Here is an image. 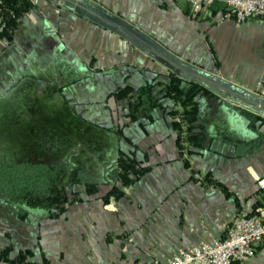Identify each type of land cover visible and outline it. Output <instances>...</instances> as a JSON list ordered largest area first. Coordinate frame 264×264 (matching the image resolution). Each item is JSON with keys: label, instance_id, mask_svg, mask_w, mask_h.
Instances as JSON below:
<instances>
[{"label": "crops", "instance_id": "1", "mask_svg": "<svg viewBox=\"0 0 264 264\" xmlns=\"http://www.w3.org/2000/svg\"><path fill=\"white\" fill-rule=\"evenodd\" d=\"M75 1L126 24L202 72L256 93V82L264 74V23L217 22L222 1L197 17L191 16L186 0ZM31 2L12 43L0 41V108L7 110L0 120L1 134V125L7 131L3 139H19L8 135L12 130L24 141L33 128L41 131L46 125L44 116L57 122L69 111L78 129L104 133L112 142L91 139L81 147L85 157L73 163L85 161L88 176L75 173L80 181L73 182L71 190L83 200L70 204L59 217L48 218L43 206L29 202L0 204V249L11 245V258L18 250L30 249L31 264H156L180 248L223 236L233 215L264 208V190L258 185L264 178V125L252 129L238 109L264 116L214 93L199 97L202 122L213 141L208 150L183 152L180 158L167 114L176 108L170 99L162 98L163 108L152 112L150 123L142 121L143 127H118L110 122L116 107L109 98L120 85L139 87L151 81L159 84L155 95L160 98V86L177 83L171 76H179L90 14L58 0ZM61 91L70 100L66 105ZM37 98L55 102L40 110L34 106ZM232 117L238 125L232 124ZM257 137L262 138L258 149L232 155L235 146L245 152ZM120 152L134 153L150 169L125 188L121 198L104 203ZM86 182L102 184L99 192L86 195ZM19 211L26 216L19 217ZM232 264H264V243L255 246L253 257Z\"/></svg>", "mask_w": 264, "mask_h": 264}, {"label": "trees", "instance_id": "2", "mask_svg": "<svg viewBox=\"0 0 264 264\" xmlns=\"http://www.w3.org/2000/svg\"><path fill=\"white\" fill-rule=\"evenodd\" d=\"M31 8V0H1L0 41H5L7 44L12 43L21 16ZM171 79L177 83L160 86V93H162L160 98L155 95V87L159 85L157 82H146L139 87L122 85L111 92L109 98L114 101L116 109L122 110V116L127 120V124L138 122L142 127L144 126L142 121L146 123L152 121L154 110L163 108L162 98L170 99L176 108L168 111L167 114L171 119L172 130L176 134L180 158H183V152L186 155H191L195 152L208 150L213 139L202 122L198 98H211L214 97V94L194 81L175 76H171ZM238 111L248 120V125L252 129L256 130L257 124L264 125V120L259 116L241 109ZM261 142V137L250 141L245 152L241 145L235 146L234 155L243 156L246 152H253L260 147ZM183 163L186 168H190L187 159H184ZM18 167H23L28 171L34 170L30 171L22 180L19 173L12 172ZM61 168L62 164L54 162L9 161L5 166L0 163V197L6 202L16 204L26 202L41 204L45 209L46 217L57 218L66 211L70 204L83 200L79 193L72 192L73 184L71 181H67L68 177L64 179ZM149 169L150 166H146L143 161L136 159L134 153L120 152L115 168L109 177L112 182L111 188L102 197L103 202L108 203L110 198H121L124 195V189L136 183ZM19 185L21 186L19 187ZM100 185L102 184L86 182L84 184L85 194L98 193ZM18 216L25 217L26 212L19 211ZM12 250L11 245L0 249V261L9 264H31L28 261V258L32 257L30 249L18 250L16 256L11 258Z\"/></svg>", "mask_w": 264, "mask_h": 264}, {"label": "built area", "instance_id": "3", "mask_svg": "<svg viewBox=\"0 0 264 264\" xmlns=\"http://www.w3.org/2000/svg\"><path fill=\"white\" fill-rule=\"evenodd\" d=\"M217 0H186L192 17L211 9ZM224 7L216 21L236 22L258 20L264 23V0H220ZM1 3V0H0ZM256 93L264 96V74L256 82ZM264 190V178L258 180ZM264 243V208L253 214L237 213L229 221L224 235L187 246L171 254L165 262L156 264H232L255 255V246Z\"/></svg>", "mask_w": 264, "mask_h": 264}, {"label": "water", "instance_id": "4", "mask_svg": "<svg viewBox=\"0 0 264 264\" xmlns=\"http://www.w3.org/2000/svg\"><path fill=\"white\" fill-rule=\"evenodd\" d=\"M58 3L60 5L65 3L69 4L70 6L78 9V11H81L82 13L84 12L83 14H90L104 27L116 32L130 44L167 66L174 74L176 73L179 78L194 81L206 87L212 93L264 116V96H260L254 92L240 90L205 72H202L201 70L176 58L174 55L165 51L160 45L156 44L144 35L132 30L126 24L103 16L87 8L83 4L76 2L75 0H58ZM169 73L170 72H168V74ZM262 133L264 134V131ZM233 150L232 155H234L235 152L234 148Z\"/></svg>", "mask_w": 264, "mask_h": 264}, {"label": "rangeland", "instance_id": "5", "mask_svg": "<svg viewBox=\"0 0 264 264\" xmlns=\"http://www.w3.org/2000/svg\"><path fill=\"white\" fill-rule=\"evenodd\" d=\"M44 100H47L48 104L43 105L45 103ZM35 102H36V104L34 106L37 109L39 108L40 110H42V109H45V108L49 109L50 107H52V104L55 102V100L54 99H39V98H37ZM234 104H237V103H234ZM13 106H16V104L11 105V106L9 105L8 107H10L9 109L11 110V109H13ZM36 117L39 118L40 116H36ZM44 117L45 118L48 117V122H46V128H47L46 129V132H47L46 135H47V137H52V139H54L53 141H55V140L56 141L57 140L61 141L62 140L61 142H63L62 145L57 146V149L55 150V152L57 153V155H61V157H62L61 172L63 173V175L65 177L64 179H66L68 177L67 181H71V183H73V182H77L78 183L80 181V179L75 177V173L78 174V176L86 179L87 176H88L87 163L85 161H84V163L81 162L82 161L81 159L83 157H85V155L82 157L81 154H83V153H81L80 150H82L86 146V144H87L86 142H88V140H91V139H96V140H98V139L99 140L100 139H107L108 141L112 142L111 139H110V136L106 137V135L104 136V133H100L101 135L97 136V134H99V133L94 134V133L89 132V131H88L89 132L88 133L85 130L78 129V127L80 125L79 126L77 125L78 124L77 121L74 122L75 121L74 117L71 116L69 111L64 113V114H62V115H60L59 117L57 116L58 117L57 122L55 120H50V118L54 119L53 116L47 115V116H44ZM230 120H231L233 125L237 124L236 123L237 120L234 119V117H232ZM1 126L3 127L2 129L5 132L6 131L5 130V125L4 126L1 125ZM39 128H40V130H42L41 126ZM93 135H94V137H93ZM72 140L75 143V146L71 145V146L66 148L65 142L67 141L68 143H71ZM33 141H34V139H33ZM81 147H83V148H81ZM2 149H4V147H0V155H3L1 153ZM7 149L11 150L10 152H12V153H14L15 151H18V150L21 153V148H19V147H16V148L7 147ZM53 153H54V151H53ZM16 159H19V158H15V160ZM47 159H46V163H50V161L47 160ZM57 159H58V156H57ZM78 159L81 160V161H79V164H74L73 162L74 161L77 162ZM100 159H102V158H100ZM3 160H5V161H1L0 163H2V166H5V164L9 163L8 160H10V159L7 157L6 159H3ZM11 160H13V158H11ZM76 168L79 169V170L76 171ZM33 170L30 169V171H33ZM30 171H28L27 169H24L23 167H18L15 171H12V172L13 173H19V176H21L22 180H23L24 176H27L28 173H30ZM69 174H70V176H69ZM20 186L21 185H19V187ZM26 204H27V202H26ZM31 204H32V206L33 205H35V206H40L41 205V204H38V203H31Z\"/></svg>", "mask_w": 264, "mask_h": 264}, {"label": "flooded vegetation", "instance_id": "6", "mask_svg": "<svg viewBox=\"0 0 264 264\" xmlns=\"http://www.w3.org/2000/svg\"><path fill=\"white\" fill-rule=\"evenodd\" d=\"M151 82H153V81H151ZM120 86H122V85H120ZM61 93H62V95H61L62 96V99L61 100L63 102V105L68 104L70 102L69 98H67L68 95L66 94L65 91H61L60 94ZM113 103H114V101H113ZM114 106H115V104H114ZM5 112H7V110H3V108H0V120H2V118H6L5 117L6 116ZM122 113H123L122 110H119V109H116L115 108V114L112 115V119H110V122H112V124L113 123H117V126L118 127L121 126V125L123 127L126 126L127 125V120L122 116ZM46 118L48 120V117H46ZM114 121H116V122H114ZM136 123H138V122H136ZM0 124H3V121H0ZM130 124H133V123H130ZM114 127H116V126H114ZM46 129H47L46 128V125H44L42 127V130L41 131H37V129L34 130V128H33L31 130V132L28 133V135L25 134L26 136H25L24 141H23V139L21 137H19V132H16V133L15 132H11L12 130L9 131L10 133L8 132L9 133L8 134L9 136L12 135V134H14V135H12L13 137L15 136L16 138H19V139H16L15 141H13V140H11V141L5 140L7 138L5 137L4 132L2 134L0 132V137H2V135H3L4 138H5V139H3V137H2V139L0 138V145H1L0 147H4V149L1 150V153L3 155H0V162L1 161H5L3 159H6L8 157L10 159L8 161L33 162V161H39L40 160V162L46 163V159L48 158L47 160H49L50 163L54 161V163H56V164L57 163L58 164H62L61 163L62 162V157H61V155H57V153L55 152V150L57 149V146L62 145L63 142H61L62 140L61 141H58V140L57 141L56 140L53 141L54 139H52V137H47V135H46V133H47L46 132ZM114 129H116V132L118 131L117 130V127L114 128ZM5 134H6V132H5ZM33 139H34V141H33ZM71 144H72V141H71V143H68L66 141L65 142L66 148L69 147V146H71ZM22 145L23 146H26V148L24 149L22 147ZM7 147H9V148L10 147H12V148L19 147V148H21V153L19 152V150L18 151H15L14 153H12V152H10L11 150H8L7 149ZM25 150H27V152H26L27 154L29 153L28 155L26 154L27 156L26 155H23V151H25ZM53 151H54V153H53ZM57 156H58V159H57ZM11 158H13V160H11ZM15 158H19V159H16L15 160ZM27 158H29V159L32 158V159L31 160H28ZM69 176H70V174H69ZM10 203H12V202H6L2 197H0V204L8 205Z\"/></svg>", "mask_w": 264, "mask_h": 264}]
</instances>
